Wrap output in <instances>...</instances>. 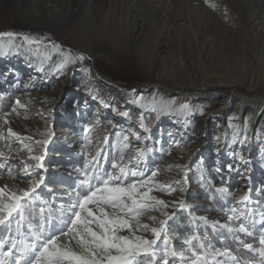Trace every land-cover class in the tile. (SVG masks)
Wrapping results in <instances>:
<instances>
[{
    "label": "rangeland",
    "instance_id": "374dc122",
    "mask_svg": "<svg viewBox=\"0 0 264 264\" xmlns=\"http://www.w3.org/2000/svg\"><path fill=\"white\" fill-rule=\"evenodd\" d=\"M42 1L44 9L48 0ZM59 1L71 11L82 8L78 0ZM113 1L94 2L95 22L75 13L64 30L58 28L63 15L31 25L22 22L30 4L0 1V33L15 34L0 36V131L20 133L0 138V188L7 194L0 200L29 193L10 216L0 212V264H45L40 250L51 239L79 250L84 225L77 222L69 231L77 212L82 221H93L94 230L89 208L102 216L103 207L109 218L118 212L110 204L79 206L109 175V186L147 181L140 191L151 188L149 196L167 205L140 216L150 227L165 222L158 239L150 230L136 232L157 239L153 264H192L193 251L207 264H262L264 81L257 75L264 59L248 23L264 11V1ZM109 11L128 26L121 43L104 42L96 32ZM59 44L63 51L56 54ZM45 53L55 59L45 60ZM79 54L85 59L69 60ZM32 71L36 82H26ZM24 91L32 93L20 98ZM31 96L40 97L37 109ZM162 108L152 134L146 133L141 113L151 122ZM143 145L150 158L146 180L136 174ZM29 154L43 159L27 161L32 165L24 169L17 156ZM166 247L183 257L167 255ZM217 252L229 255L213 258Z\"/></svg>",
    "mask_w": 264,
    "mask_h": 264
},
{
    "label": "snow or ice",
    "instance_id": "6c2138e0",
    "mask_svg": "<svg viewBox=\"0 0 264 264\" xmlns=\"http://www.w3.org/2000/svg\"><path fill=\"white\" fill-rule=\"evenodd\" d=\"M13 36L14 33H0V36ZM23 39L29 43L35 41L31 40L28 36H24ZM54 47L59 48L58 45ZM85 59L83 54H79L75 58L69 55V60L75 62V60ZM19 104V101H17ZM11 132V129H9ZM12 135H16L12 133ZM127 140V137H125ZM127 147V145H125ZM31 151V149H29ZM37 161L42 157H32ZM123 173L124 169H120ZM153 176L156 175L154 172ZM114 178L109 175L107 180L103 182V187L97 188L91 191L88 195H85L80 202V208L84 209L90 202L100 206L102 204H110L113 209H118V212L114 213L112 218H109V214L103 207L99 210L102 216H96L92 210L88 209V216L94 218V222L97 224L98 230H94L89 225L93 223L90 220H81L80 213H76V220L73 221L74 231L77 222L84 225L83 233L79 234L78 245L79 250H72L61 248L56 245L55 239L49 240L44 244L40 250V256L45 258V264H140V257L145 264H153L156 259V249L153 247L157 243V239L164 231V221H161V227H150L148 224H141L140 216L147 209L155 208L156 205L167 206L163 200H156L155 197L149 196L151 188L147 191L141 192L140 189L147 183H133L127 187H121L117 183L115 186H109V182ZM87 183V181H85ZM101 193V195H97ZM28 191H23L20 195L11 193L8 196L7 203L0 200V212L6 213L10 216L13 211L20 207V201L23 197L27 196ZM5 190L0 188V197L6 196ZM247 199V197H245ZM127 201H130L128 203ZM154 201L155 203H149ZM183 206V205H181ZM166 215V213H165ZM232 217H229L231 219ZM155 220V217H151ZM4 223V219L0 218V224ZM227 227V225H225ZM127 230L129 235H120L121 231ZM138 230L151 231L154 237L157 239H145L143 236L137 235ZM240 231H246L243 225L240 226ZM167 244V241H166ZM260 244L264 246V235L260 237ZM15 245H13L14 247ZM247 247H251L248 245ZM165 252L169 256L183 257V252L177 253L175 250L166 247ZM6 255H8L6 253ZM216 255H229L227 252H217L213 254V258ZM259 255L261 262L264 264V247L259 249ZM192 264H207L205 257L195 251L192 252ZM39 261V258H37ZM163 264H167V260H164Z\"/></svg>",
    "mask_w": 264,
    "mask_h": 264
},
{
    "label": "bare ground",
    "instance_id": "6f19581e",
    "mask_svg": "<svg viewBox=\"0 0 264 264\" xmlns=\"http://www.w3.org/2000/svg\"><path fill=\"white\" fill-rule=\"evenodd\" d=\"M0 1H3V0H0ZM24 1L26 3H28V4H30L33 7V9L26 10L28 18L26 19V18L22 17L23 18L22 22L25 23V22L28 21L29 24H31V25L41 26V25H46L47 23H50V21H52L53 16L57 15L58 17H60L61 15H63L65 17V19L61 23V25L58 26V28H61V29L63 28V30H64V28H66L68 26V20H70V19H74L75 20V17H76L75 13H78L80 15L82 14L83 17H87V19L89 21H91L93 19V21L95 22L96 16H95V12L93 10L97 6L99 7V5L94 4V2H96L97 0H78V1L75 0L77 3L81 4V6H82V8H80L79 10H77L75 12V11H71L68 7L66 8L64 5H62L63 2H60L59 0H48V5L44 9L42 8V3H43L42 0H24ZM68 1L69 2H67V4L74 2L73 0H68ZM109 1L111 3L114 2L113 0H109ZM134 1H137V0H131L130 4L133 5ZM12 2L20 4V3H23V0H12ZM110 5H113V4H110ZM51 7H53V9H51ZM65 9H67V10H65ZM32 10H34V12ZM126 14H127L128 18L130 19L129 12H127ZM57 16H55V17H57ZM111 17H113V18L111 19ZM109 20L111 21L110 23H108ZM206 21H207V19H206ZM75 25L76 24H74L73 26L75 27ZM248 25H250L249 27L252 28V31H253V41H255V46L254 47L256 48L255 50L260 49L259 53L257 54V55H259L258 58L259 59H261V58L264 59V11L261 12L260 14L256 15L255 17H251L249 19ZM95 28H97V30H96L97 34L102 38V40L104 42L105 41L108 42V43H112L113 42V43L117 44V42H119L121 40L123 41L122 31H123V28H124V30L125 29L127 30L128 26H126V25L123 26V27L120 26V23H117V21L115 20L113 12L109 11L108 15L106 16L105 22L103 24L96 25ZM75 29H77L78 32H81L80 29H78V28H75ZM29 38L31 40H33L31 37H29ZM79 38H80V40L84 39V35H79ZM127 40H128L129 43L132 41V34H129V37H128ZM133 40H134V38H133ZM119 43H121V42H119ZM62 44L58 45L59 48L53 47L52 50L54 51V53L57 54L58 52H62L63 51L62 50ZM53 54L51 55L49 53H45V55H44L45 60H51L53 58L55 59ZM58 65H62V63H60V61H59ZM42 66H43V62H41V65H40L41 68H39V69H42ZM36 75H37V71H32V73L29 74V76L27 77L28 80L26 82H30V81H31L30 83L36 82V78H34V77H36ZM257 79L261 80V81H264V68L260 69V71H259V73L257 75ZM30 83H29V87H31L33 85V84L31 85ZM219 84H222V85L226 86L229 83L228 82H224V81H220ZM31 93L32 92H30V91H24V92L20 93L21 95L19 97L20 98H24V96L29 95ZM31 97L33 98L31 104H32L33 107H35V109H37V105H36L37 102H35V100L36 99L39 100L40 97H35V96H31ZM244 101L245 100H242L241 102H244ZM149 103L150 102H147L146 106H148ZM244 105H245V103H242V106H244ZM167 106H168V104L165 105L163 108L166 109ZM163 108L156 113V116H155L154 120H152L151 122H149V121H147L145 119L144 112L141 113V115L144 116L143 117V121L141 122V125L143 126L142 128H143V130H145L146 133H149L150 135L152 134L153 127L155 126L157 121L161 119L162 114L165 112V110H163ZM12 133H15L16 135H12ZM18 134L20 135V133L17 132L15 129H11V132L9 131L8 133L0 131V138H2V139H7V138L14 139L16 137H20V136H18ZM196 142H198V140ZM252 145H253L254 149L258 147V145L256 143H253ZM147 147H148V145H146V147L144 145L142 146L143 150H142V154H141V161H140L141 163H140V165L138 167V170L136 171V174L138 175V177L139 178H143L144 180L147 179V177L145 175L148 172V166H149V163H150V158H149V155H148V152H147ZM183 150H184V148H183ZM17 157H18V160L23 164V167L25 169V168H27V167L32 165L31 163H28L27 161L31 160L32 157H37V155L36 154H29V155H27L25 157L24 156H17ZM38 157H42V159H43L42 155L38 156ZM33 160H35V159H33Z\"/></svg>",
    "mask_w": 264,
    "mask_h": 264
},
{
    "label": "trees",
    "instance_id": "16d2710c",
    "mask_svg": "<svg viewBox=\"0 0 264 264\" xmlns=\"http://www.w3.org/2000/svg\"><path fill=\"white\" fill-rule=\"evenodd\" d=\"M9 99H13V98H12V97H10ZM4 100H5V99H4ZM4 102H6V103H5V105H7L8 107H9V106H10V104H11L10 102H8V103H7V101H4ZM180 233H181V232H180ZM169 263H170V262H169ZM170 264H172V263H170Z\"/></svg>",
    "mask_w": 264,
    "mask_h": 264
}]
</instances>
